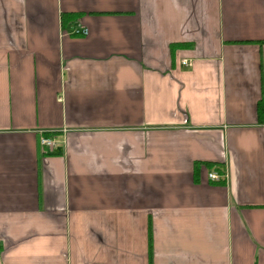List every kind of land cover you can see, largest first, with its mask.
<instances>
[{"label": "crops", "instance_id": "1", "mask_svg": "<svg viewBox=\"0 0 264 264\" xmlns=\"http://www.w3.org/2000/svg\"><path fill=\"white\" fill-rule=\"evenodd\" d=\"M262 99L264 0H0V264H264Z\"/></svg>", "mask_w": 264, "mask_h": 264}, {"label": "trees", "instance_id": "2", "mask_svg": "<svg viewBox=\"0 0 264 264\" xmlns=\"http://www.w3.org/2000/svg\"><path fill=\"white\" fill-rule=\"evenodd\" d=\"M78 16L79 15H77V14H65L63 16V23L64 24L70 23V22L74 21ZM257 111H258V120H259V122L261 124H264V99H262L258 103ZM205 166L209 170H213L214 169L219 174H223L224 173V169H223L222 166H218V165H215L213 163H205ZM149 260H150V264H152L153 263V244H152V239L151 238H150V244H149Z\"/></svg>", "mask_w": 264, "mask_h": 264}, {"label": "built area", "instance_id": "3", "mask_svg": "<svg viewBox=\"0 0 264 264\" xmlns=\"http://www.w3.org/2000/svg\"><path fill=\"white\" fill-rule=\"evenodd\" d=\"M89 32L90 31H89L88 27L79 24L78 28L73 33H75L77 35L88 36ZM182 64L184 66H190L191 63L187 60H183ZM40 144L45 149H48L49 151H53L57 145V141H56V139H53V138L42 137ZM209 177L212 181H221V178H222V176L220 174H218L217 172H211L209 174Z\"/></svg>", "mask_w": 264, "mask_h": 264}]
</instances>
